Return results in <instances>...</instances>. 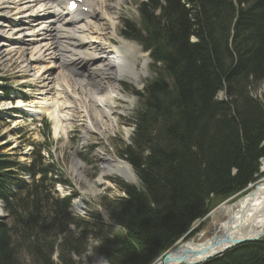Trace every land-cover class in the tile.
Wrapping results in <instances>:
<instances>
[{
    "label": "trees",
    "instance_id": "obj_1",
    "mask_svg": "<svg viewBox=\"0 0 264 264\" xmlns=\"http://www.w3.org/2000/svg\"><path fill=\"white\" fill-rule=\"evenodd\" d=\"M237 4L150 0L138 6L140 28L125 22L124 36L140 42L159 67L133 115L132 145L148 153L127 158L140 188L123 185L125 199L104 203L122 232L105 243L96 233L99 243H91L108 264L157 263L217 203L264 177V101L253 98L264 82V0ZM14 166L0 155L8 213L0 222V264H80L90 243H82L83 232L69 233L76 222L70 199L47 192L48 173L58 172L43 168L38 152L21 169L40 175L37 181H19ZM206 264H264V243L240 245Z\"/></svg>",
    "mask_w": 264,
    "mask_h": 264
},
{
    "label": "rangeland",
    "instance_id": "obj_2",
    "mask_svg": "<svg viewBox=\"0 0 264 264\" xmlns=\"http://www.w3.org/2000/svg\"><path fill=\"white\" fill-rule=\"evenodd\" d=\"M1 1L2 0H0V7L2 6ZM140 2H142V0H119L120 7L118 6L119 9L117 11H115L113 8H106V12L110 16V18H114H112V21L114 22V25H116L115 33L120 38L124 39L120 33L121 23L123 19H129L135 22L138 21V12L136 9V5H138ZM113 4H115L113 0L108 2L109 6ZM13 14L14 13L10 12V20H12ZM100 21L104 20H97V23L103 25L106 30L104 31L105 33L103 32V34H105V36H108L107 33L109 30L106 21H104V24H102ZM8 26L9 30H12V24L9 23ZM12 36L13 39L16 38L13 33ZM126 41H123L124 46L128 47L129 45H137L141 49V47L137 43L128 41L130 43H133L130 44ZM109 42L112 45L114 44V46H116L117 48L118 46L122 45L120 39L116 37L110 39ZM122 46H120V48ZM137 46L135 55L138 56L132 57L134 58L132 60V63L136 67H139L143 65V63H145L147 65L149 77L146 78V67H142V69H140L139 67L140 70L136 68L139 71V76L137 79H121V81L119 80L120 82L118 81V84L113 82V79L104 80L106 82V84L103 85L104 91L106 87L108 92H116V94H119L118 99L125 100V102H115V99L114 103L112 104L109 102H104L103 104H101V102L99 103L98 101L94 102L90 100L85 102L80 99V95L85 93L84 91H86V89L82 92L81 89L78 88V86H75V89H73L75 83L71 82V77L74 76L73 78L78 80V83L80 84L81 80L83 79V77L81 76L82 74L77 71L73 72V70L71 69H66V71L68 72H66L65 70L61 71L60 78L64 79L65 83L68 84V91H70V96L65 97L64 95H61L58 99V102L60 104V107H63V103H70L72 105V119L68 122L79 123L81 125L76 126L73 129L69 128V130H71L65 136L54 137L53 133L51 132L50 139L48 142L46 141V144H44L45 138L43 131L37 127L38 123L43 127L44 123H46L47 121L49 123L48 125L50 126V130H53L51 125L52 122H50V119H47L48 117L46 115L45 116L47 118L40 117L41 115H38L36 118H30V116L25 113H18L17 109L14 111L7 109V103H11L10 105H13L16 102H26L33 100L28 104L20 102V106L22 107L19 109L22 111H27L28 106L32 105V103L38 102L36 100L37 97L40 98L37 94L40 93L42 89L38 87L36 81L33 79L34 77H31L32 73L34 75L35 72L28 73V69L25 68L24 64V62L27 61L30 56L27 53L21 54V52H11V54L6 56L0 51V78L5 77L7 79V81L5 82L6 85H8V88L12 90L11 101H0V137L5 139V141L0 142V147L3 149L2 153L14 155L12 156L13 159H17L19 163L23 164L27 163L29 160L28 153L30 152V147H32L33 149V146L30 143L39 144L41 145V147H45L46 145H48L50 152L46 153L44 150V153L42 154L45 155L43 156L45 159V161L43 162V168H46L50 163H53L54 173L58 172L59 178L62 179L66 187L57 184L55 185V187L51 186V189H49L47 192L57 197H66L72 195L76 196V198H74L70 204V214L72 217H76V222L74 227H69V233L70 235H72L74 232L72 236L77 237L83 232L86 240L82 243H90L87 255L85 257L79 258L80 264H108L99 255V253L96 252L97 249L95 251L92 249L93 244L91 243H99L96 237V233L99 234L97 236H99V238L102 239V242L105 243L106 238H111L113 232H122V229L119 230V227H117L110 220L111 217L110 215H108V213L106 212V208H104L103 205L105 202H110L112 204L117 203L116 201L118 199L125 197V195L121 191V186L123 185L135 187L136 189L140 188L139 180H137L135 184H132L129 181L120 178V176L118 177L111 175L101 177V164L104 163H102V161L99 159L100 157L112 158L114 156H125L126 158H130V160L131 157L133 158L134 156L142 159V157H145L148 154L147 152L145 154L139 152L133 145H129L133 134V127L130 119L139 102V98L136 93L141 91V87L142 85L145 86L144 83L146 81L154 77L152 70L147 64L148 61L146 56L148 57V53L144 52L142 49L140 50ZM107 47L108 46H105L104 48ZM10 48L11 47H9L8 49ZM101 50L102 51L99 50L97 52L98 56L101 55L100 57H103L100 63H102L103 65L109 64L110 61L109 63L106 62L108 58V60H110L112 54H109L108 56V54L106 53L107 57H105V54L103 52L107 51L103 49ZM142 51L146 54H144ZM130 57L128 58L129 60ZM141 57H143V59ZM106 67L107 65L104 66V68ZM26 72L29 75L23 78V73ZM59 72L60 70H56L54 71V74L58 75ZM60 78L59 80H61ZM68 78H70V82L68 81ZM256 85L257 88H255L253 98L260 102H263L264 82ZM65 87L67 88V86ZM117 91L119 93H117ZM107 94V91H105V98L103 96L101 97L105 100ZM222 94V92L219 94L218 99L222 98ZM24 105L27 107H23ZM97 105L102 107V109L99 108L101 110H99V112H103V109H110V105L116 106V108L114 107L112 109L113 113H111L107 117V119L106 117H103L101 120H95L92 111L98 108ZM15 107H17V103ZM79 118H81V120ZM29 119H31V121ZM78 120L80 121L78 122ZM113 120H115V124H113ZM88 121L90 122L89 124ZM103 121H106L104 123L105 127L102 124ZM89 128H91V131L89 130ZM105 128L107 129L106 132ZM3 146H11V148ZM11 161L13 164L16 162V160L12 159ZM18 167L20 169H24V166H22L21 164H19ZM14 172L17 173V170H14ZM259 173H264V161H261ZM15 177L19 181H22L20 175L15 174ZM49 178L50 174L48 173L47 184L50 183ZM262 180H264V177L261 176V179H259L258 182ZM51 183L54 184L53 181ZM252 186L253 185H249L246 188V192L249 191ZM238 195H235L230 199L221 201L215 206L211 205V207L214 206V208L211 209L210 213L203 220L197 222L192 227V230H198L200 227L201 229L198 233H196L194 237L190 239L194 240L195 242H197L198 240L201 242L213 237L214 235L222 233L223 228L220 226H222V223L225 221L228 215V208L232 204L234 198ZM18 226L19 224L17 223V227ZM102 228L104 230V233H102L104 234V236L101 235ZM205 230L208 231L204 236L200 237L201 233H203ZM188 234H190V231ZM18 236L21 237L19 233ZM185 241H187V237L176 244L180 245ZM14 242H21V240L17 241V239H14L12 243ZM98 247L99 245H97L96 248Z\"/></svg>",
    "mask_w": 264,
    "mask_h": 264
},
{
    "label": "bare ground",
    "instance_id": "obj_3",
    "mask_svg": "<svg viewBox=\"0 0 264 264\" xmlns=\"http://www.w3.org/2000/svg\"><path fill=\"white\" fill-rule=\"evenodd\" d=\"M86 1L88 7L92 11L90 15L80 13L79 11L75 15H71V13L68 14L65 8H61V3L55 0L1 1L0 51L6 56L11 54V52L29 54L30 57L24 62L25 68L28 69V73L35 72L34 75L32 73L31 77H34L33 79L42 91L40 90L41 94H38L41 95L40 98H38V102L28 106L27 111L23 110L34 117L43 114L46 115L52 122V133L54 137L65 136L73 124L75 126L81 125L79 123L68 122L70 121L69 119H71V113L69 114L70 103H64L63 107H60L57 103L61 95L65 97L70 96L68 84L65 83L64 79L60 78L61 71L71 69L73 72L77 71L82 74L81 76L83 79L80 84L78 80L73 78L74 76L71 77L72 81L70 78H68V81L75 83L73 89H75V86H78L81 92L86 89V91H84L85 93L80 95V99L83 101L89 99L95 102H101L105 98V91H107L108 94L104 101L112 104L114 103V99L120 100L118 99L119 94H116V92H108L106 87L104 91L103 85L106 84L104 80L113 79V82L116 83L125 78H127V80L137 79L139 76L138 70L142 69V67H146L147 69L145 63L140 66V69L132 63L134 59L132 57L138 56L135 55L137 51L136 46L129 45L127 47L123 45L121 48H117L109 42L110 39L118 36L115 33L114 22L106 12V8H113L116 11L119 9L118 6L120 7L119 0H113L115 4L110 6L108 2L111 0ZM10 12L14 13L12 20L9 19ZM97 20L106 21L109 30L107 33L108 36L103 34L106 30L103 25L97 23ZM9 23L12 24V30L8 28ZM12 33L16 36L15 39H13ZM118 38L121 41L123 40L120 37ZM105 46L108 47L104 48ZM9 47L11 48L8 49ZM101 49L107 51L104 52L105 55L106 53L108 56L112 54L110 60L106 62L109 63L110 61V63L105 64L107 65L106 68H104L105 65L100 63L103 57L97 54ZM121 49L123 51H121ZM129 57L130 60L128 59ZM141 58L143 59V57ZM146 58L149 62L147 56ZM146 69L145 72L147 74ZM56 70H60L59 76L54 75V71ZM59 78L61 80H59ZM65 86H67V88ZM20 104V102H17L18 108L22 107ZM23 107L26 108L27 106L24 105ZM97 107V109L92 111L95 120H101L103 117H107L114 108L110 106L109 111L108 109H103L104 112H99V107H102L99 105H97ZM65 108H67L66 111H64ZM79 119L81 120V118ZM80 120H78V122ZM105 122L106 121L102 122L104 127ZM106 131L107 129L105 128V132ZM100 158H102L101 161L104 163L101 164V177L114 175L120 176V178L130 183L136 182L135 174L131 171L127 163L114 157ZM252 185L249 191L246 192L245 190V193H243L244 195L241 194L235 198L233 202L231 201L232 204L227 210L228 214L231 209H237V212L231 215L228 226L229 230H238L240 239L256 237L259 233H261L262 238L264 237V180L257 181ZM224 223L225 221L222 223V226H220L223 230ZM194 244H196V246L192 248L196 249L197 245L200 243L196 242ZM155 264L160 263L157 262Z\"/></svg>",
    "mask_w": 264,
    "mask_h": 264
},
{
    "label": "water",
    "instance_id": "obj_4",
    "mask_svg": "<svg viewBox=\"0 0 264 264\" xmlns=\"http://www.w3.org/2000/svg\"><path fill=\"white\" fill-rule=\"evenodd\" d=\"M235 212H237V209H231L228 213V216L225 219L224 230L222 233L214 235L213 237L208 238L205 241L200 242L198 240L197 242L200 244L197 245L196 249L192 248L196 246V244H194L196 242H194V240L190 238L194 237L196 233L199 232L201 227L198 229V232H196L192 237L188 238L187 241L183 242L180 245H177L181 240L185 239L190 234H186L185 236H183L175 245L176 247L172 248L164 255L160 264H206L213 258L223 255L226 252L239 247L240 245L252 244L255 242L264 243V239L261 240V233H259V235L256 237L240 239L238 230H229L228 222L231 218V215ZM194 230L195 229L191 230L190 233H192ZM207 231L208 230H205L203 233H201L200 237L204 236Z\"/></svg>",
    "mask_w": 264,
    "mask_h": 264
},
{
    "label": "clouds",
    "instance_id": "obj_5",
    "mask_svg": "<svg viewBox=\"0 0 264 264\" xmlns=\"http://www.w3.org/2000/svg\"><path fill=\"white\" fill-rule=\"evenodd\" d=\"M232 1V3L234 4V2H237V1H233V0H231ZM243 5H241V7H242ZM237 8H238V6H237ZM142 47H143V45H142ZM143 49V51L144 52H146V53H148V57L150 56V53H149V51L148 50H145L144 49V47L142 48ZM142 51V52H143ZM143 52V53H144ZM145 53V54H146ZM142 88V89H141ZM140 89H141V91H139L138 93H136V95L138 96V98H139V102H138V106L136 107V110L138 109V107H139V105H140V102H141V97H142V95H143V92H144V89H145V86H143L142 85V87H141ZM117 93H119L118 91H117ZM99 100V99H98ZM92 101V100H91ZM95 102V101H94ZM99 103H100V101H98ZM104 102H107V101H101V104H103ZM135 110V111H136ZM125 116V115H124ZM131 121V124H132V127H133V134H132V137H131V141H130V143H129V145H131L132 146V138H133V135H134V131H135V125H134V121H133V117L130 119ZM112 123V122H111ZM116 122H115V120H113V124H115ZM121 156H119V158H120ZM122 158V157H121ZM122 160L126 163H128L130 166V169H131V171L135 174V177H136V182H137V180H138V175H137V173H136V171H135V169L133 168V166L131 165V163L129 162V160L125 157V158H122ZM132 184H135V183H132ZM122 191V190H121ZM122 193L125 195V193L122 191ZM123 198H125V197H123ZM119 200H121V199H118L117 201H119ZM211 211V210H210ZM210 211L206 214V216L210 213ZM119 229V228H118ZM191 231V230H190ZM259 243H263V242H259ZM176 245V244H175ZM173 246L172 248H174V247H176V246ZM171 248V249H172ZM171 249H169L168 251H170ZM167 251V252H168ZM166 252V253H167ZM165 253V254H166ZM164 254V255H165ZM164 255H163V257H164ZM160 259H158V262H160L161 263V260L159 261Z\"/></svg>",
    "mask_w": 264,
    "mask_h": 264
}]
</instances>
